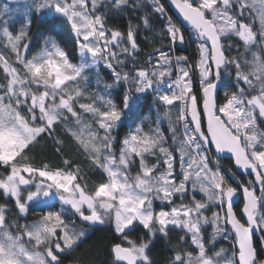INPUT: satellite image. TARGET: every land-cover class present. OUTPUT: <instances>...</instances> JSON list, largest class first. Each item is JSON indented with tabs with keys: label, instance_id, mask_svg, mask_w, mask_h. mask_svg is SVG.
<instances>
[{
	"label": "snow or ice",
	"instance_id": "snow-or-ice-1",
	"mask_svg": "<svg viewBox=\"0 0 264 264\" xmlns=\"http://www.w3.org/2000/svg\"><path fill=\"white\" fill-rule=\"evenodd\" d=\"M171 3L192 36L186 40L161 0H150L169 46L154 49L144 66L136 60L139 25L121 32L108 27L101 11L135 12L145 7L143 0H26L19 30L4 18L8 9L0 10V168L6 173L0 176L6 198L0 204V264H64L89 235L76 217L87 227L111 226L112 264H156L152 247L157 239L171 244L172 232L183 235L166 264H264V0ZM46 11L63 22L79 63L51 37L31 50V17ZM141 22L151 30V16ZM234 37L243 47L235 55ZM189 43L198 55L191 62L174 54ZM100 64L113 83L89 92L88 72ZM118 85L119 104L111 97ZM150 91L157 108L167 109L171 135L159 126L145 131L141 121L118 140L115 130ZM42 141H51L61 165L33 163L30 153ZM69 147L102 171L93 189L65 155ZM238 193L239 217L233 210ZM213 207L223 215H206ZM30 208L39 218L21 225L13 214L27 215ZM221 236L232 241L230 255L224 248L213 251ZM75 259L94 264L87 256Z\"/></svg>",
	"mask_w": 264,
	"mask_h": 264
},
{
	"label": "trees",
	"instance_id": "trees-1",
	"mask_svg": "<svg viewBox=\"0 0 264 264\" xmlns=\"http://www.w3.org/2000/svg\"><path fill=\"white\" fill-rule=\"evenodd\" d=\"M3 3H7V7H0V10L4 8L8 9V15L5 16V19H8L11 27L19 30L21 27V23L24 20V13L27 11V8L22 6L21 2H11L7 0H0V5ZM145 7L138 9L133 12L127 8L120 10H109V8L104 7L101 9L102 12L105 13L106 18L108 20V27L118 28L121 32H126L129 25L131 24L133 27L139 25V31L137 34V42L139 44L141 54L136 57L137 63L140 66H144V62L147 59V55L151 53L156 48H167L168 42L163 38V33L161 30V19L157 16H152L150 10V0H143ZM161 3L164 5L168 15H170L174 22H178L176 18L173 16L172 12L167 8L164 0H161ZM148 14L151 16V30H146L141 22L142 17ZM32 25L31 31L29 33V37L31 39V50L39 51V45H43L42 38L44 35L47 37H51L62 47H66L67 50L71 53L72 60L76 62L79 61L78 49H73V40L63 22L58 20L55 16L46 12L35 14L33 13L32 17ZM256 28L258 30L259 24L256 22ZM38 33H41V37H36ZM192 36V32L188 29H185V37L186 40ZM238 38H233V42L236 43ZM196 45L189 43L186 46H178L175 50L176 54H184L189 57L190 62L194 59L198 58L196 52ZM236 48H239L241 52H243L242 42L236 43V47L233 49L232 54H236ZM251 59V57H248ZM88 90L92 91H102L104 89L105 84L113 83V76L111 71L107 69L103 64L98 65L96 68L90 70L88 72ZM99 79V84H97V80ZM3 82V73L0 70V83ZM86 85V86H87ZM85 85L82 84L81 87ZM198 87V83L195 85ZM120 86H116L115 89L111 91V97L114 102L119 104V98L123 94L119 92L117 89ZM127 88V86H125ZM138 107L136 108L135 114L131 115L125 119L124 125L115 130L114 136L118 140H122V138L130 131V128H133L135 124L141 123L143 121V128L145 131H150L155 129L157 126L165 133L166 136H170L171 133L168 131L169 128V117L164 116V111L167 109L164 108L163 105L160 108H157V104L155 102L154 94L145 93L142 94V98L137 102ZM87 115V114H86ZM177 111L175 107L171 109L170 119L174 123L176 120ZM147 117V119H144ZM131 121H134L131 122ZM119 145H117V148ZM65 155L76 164H79L82 169V175L84 178V182L88 185V188L93 189L101 180V176L103 175L102 171L96 167H93L90 161L83 155L77 153L74 148L69 147L65 149ZM30 156L33 158V163L36 165H40L41 163H47L50 166H57L62 164V159L55 152V149L52 146L51 141L47 143L41 142V145L34 149ZM151 159V158H150ZM232 161L223 160L222 163L226 167H232ZM3 168H0V176H5ZM242 180H251L253 177L242 175L240 176ZM106 180V177H105ZM5 197L0 196V204L5 203ZM156 204L159 205L158 201ZM12 204H9V207H12ZM61 205L59 202L55 203V210H59ZM67 207V206H66ZM241 202H237L234 206V211L237 213L239 217ZM212 211H221V209L213 207L210 211L206 212V215H210ZM223 215V212L221 211ZM18 222L23 224H29L32 220L37 218L38 215L30 213L26 216H16L13 214ZM68 215H71V212H68ZM76 224L82 227H85L89 235L84 240L83 243L79 245V247L72 253L67 254L64 259V264H77L76 257L79 256H87L89 257L94 264H112V255L110 253L112 239L115 236L114 231L111 229L109 224L101 225L95 228L87 227L85 224H82L78 217L75 218ZM210 227L208 228L205 236L210 235ZM143 235V233H141ZM177 235H183V233L172 232L169 234L171 239V244L168 243L167 240H159L155 241L154 246L152 247L151 256L156 261V264H166L168 258L173 255L170 249L177 247ZM257 242V246L259 248V238L256 236L254 238ZM232 243V241H231ZM231 243L228 240L223 239L222 237H217V241L215 243V248L221 246L225 250H229ZM185 248L187 245L184 246ZM214 248V249H215Z\"/></svg>",
	"mask_w": 264,
	"mask_h": 264
},
{
	"label": "rangeland",
	"instance_id": "rangeland-1",
	"mask_svg": "<svg viewBox=\"0 0 264 264\" xmlns=\"http://www.w3.org/2000/svg\"><path fill=\"white\" fill-rule=\"evenodd\" d=\"M7 1H11V2L13 1V2H17V3H18V2H21L20 4L26 8V0H7ZM28 2H30V0H28ZM7 5H9V4H7V3H3V4L0 5V7H7ZM257 22H258V21H257ZM258 24H259V23H258ZM41 35H42L41 33H38V34L36 35V37H41ZM43 37H47V35H44ZM42 39H43V38H42ZM43 41H44V39L42 40V43H43ZM42 46H43V45H39V49H40V47H42ZM33 52H36L35 49L33 50ZM78 52H79V51H78ZM176 55H178V54H176ZM179 55H184V54H179ZM78 59H79L78 62H76L75 60H72V61H73L74 63H79V62H80V57H79V56H78ZM103 65H104V64H103ZM104 66H105V65H104ZM105 67H106V66H105ZM87 87H88V85H87ZM88 88H89V87H88ZM85 116H86V119H87L88 117H87L86 114H85ZM136 125H137V124H135L134 127H135ZM134 127H133V128H134ZM128 134H129V132H128L126 135H128ZM126 135H125V136H126ZM125 136H124V137H125ZM124 137H123V138H124ZM123 138H122V139H123ZM138 170H139V169H138V164H137V165L134 166L133 169H132V175L134 176ZM259 194H260V193L257 192V195H259ZM197 198H199V197H197ZM158 203H160V202L158 201ZM29 213H30V215H32V214H36V215H38L37 218H35L34 220L31 221V223L34 222L35 220H37V219L39 218V214H40V213H39L38 210H34V209L30 208L28 214H29ZM28 214H27V215H28ZM23 216H26V215H23ZM209 216H211V214H210ZM31 223H29V224H31ZM78 226H79V227H82V226H80V225H78ZM211 231H212V229L210 228V232H211ZM258 236H259V235H258ZM221 237H222V236H221ZM222 238H223V237H222ZM259 239H260V238H259ZM228 241L231 243V240H228ZM231 244H232V243H231ZM220 248H222V247H221V246H218V247H216L215 249H213V251H217V250H219ZM226 253L229 254V255L231 254V248H230V247H229V250H228V251L226 250Z\"/></svg>",
	"mask_w": 264,
	"mask_h": 264
},
{
	"label": "water",
	"instance_id": "water-1",
	"mask_svg": "<svg viewBox=\"0 0 264 264\" xmlns=\"http://www.w3.org/2000/svg\"><path fill=\"white\" fill-rule=\"evenodd\" d=\"M167 8H169V10L172 12L173 16L176 18V20L180 23V26L183 28V29H188L192 32L191 28L186 24L184 23L179 14H178V10L176 9L175 5L171 3V0H164ZM233 164V162H231ZM234 170V169H233ZM242 197V200H243V195L242 193H238L236 197H234V205L235 203L239 200V197ZM241 208H242V204H241ZM240 208V209H241ZM234 210V208H233ZM235 212V211H234Z\"/></svg>",
	"mask_w": 264,
	"mask_h": 264
},
{
	"label": "flooded vegetation",
	"instance_id": "flooded-vegetation-1",
	"mask_svg": "<svg viewBox=\"0 0 264 264\" xmlns=\"http://www.w3.org/2000/svg\"><path fill=\"white\" fill-rule=\"evenodd\" d=\"M237 202H242V197H241V196L239 197V200H238ZM237 202H236V203H237ZM236 203H235V204H236ZM241 204H242V203H241ZM234 206H235V205H234ZM240 208H241V207H240ZM257 236H258V235H257ZM258 238H259V236H258Z\"/></svg>",
	"mask_w": 264,
	"mask_h": 264
}]
</instances>
